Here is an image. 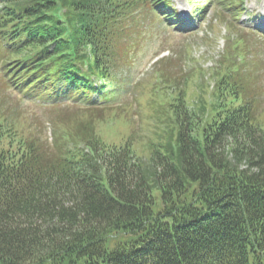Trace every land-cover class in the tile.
<instances>
[{
    "label": "trees",
    "instance_id": "1",
    "mask_svg": "<svg viewBox=\"0 0 264 264\" xmlns=\"http://www.w3.org/2000/svg\"><path fill=\"white\" fill-rule=\"evenodd\" d=\"M242 1L189 0L199 20ZM170 4L0 0V264H264V39L228 41L213 90L166 61L115 106L128 29ZM27 98L80 115L42 139Z\"/></svg>",
    "mask_w": 264,
    "mask_h": 264
},
{
    "label": "rangeland",
    "instance_id": "2",
    "mask_svg": "<svg viewBox=\"0 0 264 264\" xmlns=\"http://www.w3.org/2000/svg\"><path fill=\"white\" fill-rule=\"evenodd\" d=\"M173 1L176 4L177 8L182 11V13L183 11L189 10L188 0ZM246 3L251 14L246 15V13H243L241 20L239 19L240 21L237 23L243 24L242 21L249 19V16L251 15V21L257 23L255 21H258L264 13V0H246ZM216 12L223 13L222 15H216ZM232 14L233 12H229L220 6L210 8L207 15L208 21H210V27L207 24V26L203 25V27L197 28V34L195 36L193 35L191 38L186 36V32L188 31H185L184 33L178 28V26L177 28H174V23L167 22L168 20L164 21L162 15H160V21L162 23H158L159 17L157 16H155L153 19H149L145 13L138 14L139 19L137 21L139 22L140 27L133 28L132 25L134 24H131L132 28L128 29V32L130 31V40L127 38V45L129 48L124 50V52L129 55L128 61L130 67L129 69H127V72L125 74L129 79H127V81L129 82L128 87L130 88L128 89V91H125L122 96L119 97L120 99L118 101L126 102L128 100H132L134 102L133 107H135V97L139 100H141L143 97L142 88L144 83L140 86L138 85L137 89L135 90L134 97V93L132 92L134 87L130 85L132 83V80H137V77L140 75V73L143 76H147L148 74H150L146 70L150 67V59L157 56L161 51L166 49L170 51V55H168L165 59L160 60L158 62L159 64L157 65V68L166 61H172L173 63H176V66L174 68L175 73H179L181 71V68L183 67L184 71L189 70L188 75L193 74V76L195 77L194 73H192L190 70L192 68L190 66V60L194 52L195 58L199 60L201 66L204 67L200 68V66H197L195 61L193 62V66L196 67L198 78H203V76H206L209 73V70H214L213 66H217V59L219 58L218 55L222 53L224 47L226 46L227 42L225 39H228V41H230L232 44H235L236 46L242 44L241 38H243L244 43H246L247 41L246 38L242 36V34H244L245 32L244 30L241 29L240 32H232L233 29L231 28V26H228L230 32L227 29V20L229 22L237 21L232 19ZM262 19L263 18H261V20ZM212 23L216 24L217 30H213V27L211 28ZM201 37L203 38L200 39ZM261 39H264V37L259 34H255L252 40H256L257 44V40ZM123 43H126V39L123 40ZM241 46L245 47L243 44ZM183 49L184 51L182 52ZM120 51H122V49ZM246 51H248L247 48ZM162 55L163 54L160 53L154 61L162 57ZM238 55L242 57L241 52H238ZM250 56L253 55H251L249 52L248 57ZM146 66L147 68H145ZM155 67L156 65L152 67V72L156 70ZM205 68H209V70ZM190 88L191 87H188V89ZM11 92H13L11 96V98H13V101L11 102L13 106V102H16L17 100L19 101L21 98H23V96L13 90ZM24 100L25 101H23L21 104L14 103V107L17 109H21L24 112V114L27 116V124H30L34 132L42 139L50 140L51 137L50 125L48 123H46L45 125V121L48 122L50 118L58 120L62 118L64 119L65 124L69 126L74 122V120L77 119L78 115H80L79 110L81 107H78L76 105L49 106L42 105L38 101L30 100L29 98ZM58 125V121L53 122V131L57 130ZM139 153L142 154L141 152Z\"/></svg>",
    "mask_w": 264,
    "mask_h": 264
}]
</instances>
